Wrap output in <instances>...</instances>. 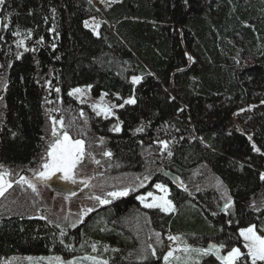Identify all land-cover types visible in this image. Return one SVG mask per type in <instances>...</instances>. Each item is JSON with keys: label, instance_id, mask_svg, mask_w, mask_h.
<instances>
[{"label": "trees", "instance_id": "trees-1", "mask_svg": "<svg viewBox=\"0 0 264 264\" xmlns=\"http://www.w3.org/2000/svg\"><path fill=\"white\" fill-rule=\"evenodd\" d=\"M0 18V172L40 165L51 133L46 113L54 109L85 147L101 138L119 170H143L144 150L161 158L152 175L169 186L175 208L145 209L130 194L70 225L38 203H9L15 195L35 198L13 182L0 196V258L88 254L113 264H162L170 234L198 246L223 244V252L239 248L238 264H251L238 231L256 225L264 234V113L242 131L233 114L255 96L264 100V0H120L103 12L89 0H3ZM90 18L102 19L97 33L85 25ZM187 58L185 74L175 78L190 102L177 110L161 83ZM84 86L93 96L136 103H124L115 117L96 115L69 94ZM197 140L205 145L198 158L186 157L181 148ZM159 142L167 143L163 155ZM203 170L226 190L227 210L213 189L189 185ZM202 263L220 264L211 255Z\"/></svg>", "mask_w": 264, "mask_h": 264}, {"label": "rangeland", "instance_id": "rangeland-1", "mask_svg": "<svg viewBox=\"0 0 264 264\" xmlns=\"http://www.w3.org/2000/svg\"><path fill=\"white\" fill-rule=\"evenodd\" d=\"M89 1L97 8V10L103 12V10L107 9L112 3L118 2L120 0H89ZM2 4H0V12L2 10ZM86 23H87L86 26L87 28L92 30L94 33H97L99 25L102 23V19L90 18L86 21ZM0 25H1V18H0ZM110 26L112 29L114 28L112 25ZM180 40L181 42H183L182 36L180 37ZM188 64H190L189 58H187V66L185 68H179L171 71L167 79V84L164 82L165 80H163L161 83V88L162 89L164 88L163 90H166V92L170 96L169 99L176 101L178 105L177 110L186 109L190 102V98L188 97L186 91L183 88L179 87L178 85L180 80L178 78L177 79L175 78V74H179V76L181 74H185L188 68ZM75 89H80L81 91L74 92ZM69 93H73L71 96L74 97L76 102H78L79 104L85 105L87 110L93 112L96 115H101L104 117H115V110H117L120 107V105H123L126 101L123 99L122 100L120 99V101L119 100L116 101L115 99H111L107 97L105 93H101L98 96H93L91 94V90L89 86L76 87L72 89ZM116 98L118 99V97ZM98 106L111 108L113 114L106 116L103 112L100 111V107ZM64 108L68 110L69 108H73V107L72 105L68 104L65 105ZM48 113H46V117H47L46 125L51 130V133L49 135L50 141L46 143V147L43 153V160L40 163V165L34 170H30V171H25V172L21 171L19 173L12 172V174L8 173V175L5 177L8 181L12 183V185L13 182L17 183L23 189H26L31 194H33L35 198H32V201L29 202L30 199H24V198L18 199L17 198L18 195H15L16 197H14L9 203L17 204L18 202L19 204L17 206L19 207L22 205H24L23 207L34 206V205L37 206L38 203V205L40 204L42 210L45 211L46 215L51 217L53 221H57L59 223L67 222L70 225H75L77 223L82 222L87 215L94 212L95 210L108 206L114 200L120 199L122 197H126V196L111 197L108 195V193L110 192L122 191L125 188L130 189L128 195L133 194L135 201L139 204V206L145 209H159V208H146L144 207V204L137 199L138 196H144L146 197L145 202L151 203L153 201V197L163 196L164 193L155 187L156 184H163L168 189L167 199L171 200L169 197L170 196L169 186L166 185L165 183H162L161 181H157L154 175H152L160 171V168L157 167L155 164L158 161H160L161 158L157 157L156 155L151 156L149 150H144V156L147 158L148 166H146L143 170H136V171L119 170L118 167L116 168V165L112 164L111 155L110 156L105 155V153H110V152L107 149H105L103 140L98 137L94 140V142L91 141L92 142L91 144L87 143L86 147H85V142L82 139H74L71 137L73 140L82 141L84 145V154L82 157V162L77 166L74 172V180H75L74 183L71 180L62 179L61 178L62 173H57L50 180H42L38 178L36 174L42 170L43 163H45L49 159L47 155V151L50 147V144L57 139V137L53 136V128H55L58 137L60 135V139L63 138L62 134L66 132L65 127L64 126L61 127V123L60 121H58L56 111L54 109L53 110L48 109ZM262 113H264V100L262 98H259L258 96L257 97L255 96V98L252 100L250 105L238 109L237 111L234 112L233 121L237 126V128L242 131V129H244L242 127L244 125L243 123H246V121H253L258 114H262ZM54 121L56 123H54ZM85 122H87V120ZM84 125L87 124L85 123ZM116 126H118V122H116ZM60 130L62 131L60 132ZM76 133L78 135L83 136V133L79 134L77 131ZM159 144H160L159 147L160 154L163 155L164 152H166L167 150L165 147V144L167 145V143L159 142ZM253 145L255 146V148H257L254 143ZM204 146L205 145L200 140H197L190 147H182L181 151L184 153L186 157L197 159L201 149ZM96 161H99V163H96ZM161 170H165L166 172H168L166 169H161ZM262 174H264V168L260 172L261 176ZM192 176L193 179L192 181L189 182V185L193 187V190L194 189L204 190V188L213 189L216 196L218 198H221L220 205L222 204L223 209L227 210L229 208V207H225V205L228 203L231 204V200L230 198H228L226 190L224 189L222 184L218 181V179H216L213 175H210V173L206 170H203L198 174L194 173ZM20 177H25L31 180L32 183H34L36 186V191L34 192L26 184L18 183ZM8 190L6 192H8ZM149 192H151L153 196H148L147 194ZM11 193L12 192H10L9 194ZM16 193L17 192H14L12 194H16ZM97 196L100 197L101 200H107L109 202L101 203L100 201L95 199V197ZM89 209L91 211H87V214H84L85 210H89ZM164 213H170V212H164ZM249 226L240 228L238 234L240 233L241 229L247 228ZM169 236H178L180 237V239L178 241H171L168 239ZM239 237L241 244L244 247L246 241H244L243 237H241L240 234ZM166 241H167V248H166L167 251L165 252L164 256L167 255V253L169 251H172L173 249H183L185 245L190 246L192 248H207L209 244H215L214 242H207V244L205 245L198 246L190 242L189 239L181 235H170V234L166 236ZM244 249H245V253L248 255V249L245 247ZM229 251H231V249ZM229 251L223 252V250L221 249L220 254L227 255ZM210 255L216 258L215 254H210ZM56 257H59L60 260L63 262V264H69V261H75V264H97V262H102V261H107L108 264H113L110 261H108L106 258L97 255H88V254L77 255L66 259L56 254L44 255V256L22 255L17 257L0 258V264H57L55 260ZM89 257H92L94 259H88ZM163 257H162V264H166ZM176 257H179V259H176ZM203 257L204 256L199 255L195 252L185 253L184 251L177 250L174 251L173 257L169 258L167 264H200L201 259ZM248 258L251 261V258L249 256ZM219 263L222 264L220 260Z\"/></svg>", "mask_w": 264, "mask_h": 264}, {"label": "snow or ice", "instance_id": "snow-or-ice-1", "mask_svg": "<svg viewBox=\"0 0 264 264\" xmlns=\"http://www.w3.org/2000/svg\"><path fill=\"white\" fill-rule=\"evenodd\" d=\"M3 3V0H0V4ZM54 11V10H53ZM87 26V23H86ZM15 35H19V33H15ZM31 33H29V36ZM42 39V38H41ZM20 45H23V41L19 42ZM27 50V49H25ZM141 78L140 77H133L132 83L138 84L140 83ZM59 91V89H57ZM80 89H75L74 92H80ZM72 95L73 93H69ZM127 104H135L136 100L135 98H129L125 101ZM100 107V111L103 112L106 116L112 115V110L109 107ZM120 107H123V105H120ZM99 114V113H98ZM54 123H56L54 121ZM61 127L63 126L62 121ZM115 131H120L119 126H116L114 128ZM63 138L60 139L58 137V134L53 128V136L57 137V139L50 145L47 155L49 159L43 163L42 170L39 171L36 175L38 178L42 180H50L54 175L57 173H62V179L64 180H71L73 183L74 180V172L77 166L82 162V157L84 154V145L83 142L80 140H73L67 132H64ZM167 145L165 144V147ZM254 150L260 151L258 148H255ZM105 155H111V153H105ZM169 155H171V152H169ZM96 163H99V161H96ZM8 175L6 172H0V196H3L4 193L12 187V183L8 181L5 177ZM261 179H264V174H262ZM18 183L26 184L29 188H31L34 192L36 191V186L34 183H32L31 180L20 177V180ZM155 187L159 189L161 192L164 193L163 196L160 197H153V201L151 203H146V197L144 196H138L137 199L141 201V203L144 204V207L146 208H159L161 211L164 212H171L174 211V205L171 200L167 199L168 195V189L163 184H156ZM130 189L125 188L122 191H116V192H110L108 193L111 197H121V196H127L129 194ZM148 196H153L151 192L147 194ZM96 200L100 201L101 203H108L107 200H101L100 197H95ZM231 204L228 203L225 205V207H230ZM87 211L85 210L84 214H87ZM240 236L243 237L244 241H246L244 247L248 249V256L251 258V264H257L258 261L264 262V234H258L257 233V227L256 225H251L247 228H243L240 230ZM169 240L171 241H178L180 237L178 236H169ZM224 248V245H216V244H209L207 248H192L190 246L185 245L183 249H173L172 251H169L167 255L163 257L164 261H169L170 257H173L174 251L181 250L185 253L188 252H195L202 256H208L210 254H215L216 259L220 260L222 264H238V262L241 260V250L239 248H232L231 251L227 253V255H221V249ZM153 255H155V250H153ZM88 259H94L92 257H89ZM176 259H179V257H176ZM57 264H63V262L60 260L59 257L55 258ZM69 264H75V261H69ZM97 264H108L107 261L97 262Z\"/></svg>", "mask_w": 264, "mask_h": 264}, {"label": "water", "instance_id": "water-1", "mask_svg": "<svg viewBox=\"0 0 264 264\" xmlns=\"http://www.w3.org/2000/svg\"><path fill=\"white\" fill-rule=\"evenodd\" d=\"M61 131H62V130H60V132H61ZM60 132H59V133H60ZM60 134H61V133H60ZM59 138H60V135H59ZM54 141H55V140H54ZM54 141H53V142H54ZM53 142H52V143H53ZM52 143H51V144H52ZM51 144H50V145H51ZM162 176L165 177L166 179H168L170 182H173V183H174V182L176 181L175 176H174L173 174L169 173V172H166L165 170H162Z\"/></svg>", "mask_w": 264, "mask_h": 264}]
</instances>
